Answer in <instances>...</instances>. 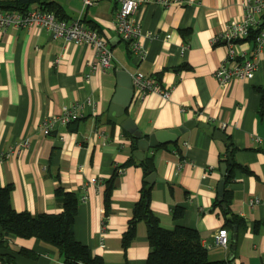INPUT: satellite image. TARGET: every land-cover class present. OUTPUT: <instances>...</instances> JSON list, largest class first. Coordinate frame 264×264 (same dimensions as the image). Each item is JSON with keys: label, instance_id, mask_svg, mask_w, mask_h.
Here are the masks:
<instances>
[{"label": "crops", "instance_id": "1", "mask_svg": "<svg viewBox=\"0 0 264 264\" xmlns=\"http://www.w3.org/2000/svg\"><path fill=\"white\" fill-rule=\"evenodd\" d=\"M56 1L66 18L80 16L86 26L95 25L107 39L113 59L106 69L91 70L89 62L95 54L88 44L52 39L46 29L36 26H8L0 32V151L29 139L28 147L0 161V185H12V206L33 214L59 212L54 189L74 191L76 239L103 264H145L150 245L144 221L137 222L127 248L121 245L142 183V168L117 169L108 215L103 202L104 179L131 154V133L108 119L110 99L120 86L116 72L123 68L129 81L140 71L170 87L171 93L168 98L154 92L142 96L135 88L126 111L137 125L136 133L148 136L188 119L207 122L221 128L231 141L229 163L248 168L234 167L227 182L232 191L230 207L247 223L239 231L224 226L222 207L212 206L221 178L220 158L229 151L226 141L197 124L176 143L148 148L144 154L153 155L154 171L162 178L153 182L150 194V207L161 226L172 228V208L182 205L180 222L198 230L211 259L264 264V110L260 111L259 89L264 87V50L252 78L220 83L213 74L227 47L222 41L214 43L212 37L229 20L242 16L243 0H183L166 6L158 0H141L135 17L144 31L155 35L142 38L146 52L141 59L115 31V0H96L84 8L81 0ZM241 46L248 50L252 40ZM73 104L80 105L82 115L43 134L44 117ZM91 177L96 180L90 182ZM254 196L259 201L250 204L248 199ZM220 227L229 234L226 247L214 243ZM6 238L17 251L16 264H63L49 242L33 236Z\"/></svg>", "mask_w": 264, "mask_h": 264}, {"label": "trees", "instance_id": "2", "mask_svg": "<svg viewBox=\"0 0 264 264\" xmlns=\"http://www.w3.org/2000/svg\"><path fill=\"white\" fill-rule=\"evenodd\" d=\"M33 4L42 9L53 11L57 17L66 18L64 9L56 0H0V10H16L24 12ZM90 27H95L91 24ZM189 30L182 29L185 34ZM256 28L250 30L247 40L254 39ZM162 71L156 74L160 75ZM260 111L264 110V87H259ZM131 154L128 158L117 164L112 174L104 179L103 202L104 211L110 212L112 190L115 186L117 169L129 165L140 166L143 171L142 183L139 187L138 197L132 205V214L128 220L127 227L121 235V245L124 249L134 239L136 224L138 221L146 223V236L150 245L145 264H230L229 259H211L207 248L201 242V235L192 226L182 224L180 219L184 215L185 207L175 205L172 208V217L175 225L172 228L161 226L158 216L150 207V194L153 183L146 180V175L154 171V159L152 154H144L142 159H137L133 151L137 148L140 136L131 134ZM176 143V142H175ZM231 141L226 142V150L231 146ZM165 145V143L157 146ZM155 146V147H157ZM228 163L224 175L225 184L221 200L214 198L212 206L222 207L224 214V226L236 227L241 231L247 223L244 217L233 212L230 207L232 191L227 187V182L233 175L232 170L237 167L248 170L244 165L232 161L226 155L220 158L221 162ZM11 184L0 185V264H16L17 251L8 245L7 236L36 237L53 244L62 256L63 264H103L100 256L94 254L90 247L76 239L73 231L74 218L78 206V195L76 192L66 190L61 186L54 189V198L61 207L59 212H40L33 214L28 210H16L10 201ZM225 204L223 207L222 204Z\"/></svg>", "mask_w": 264, "mask_h": 264}, {"label": "built area", "instance_id": "3", "mask_svg": "<svg viewBox=\"0 0 264 264\" xmlns=\"http://www.w3.org/2000/svg\"><path fill=\"white\" fill-rule=\"evenodd\" d=\"M95 1L81 0L82 7L84 8ZM115 1L118 3L114 21L115 31L128 42L129 51L141 59L146 52L142 38L155 36L152 31H144L141 23L135 17V12L141 0ZM158 1L166 6L171 3H181L183 0ZM241 7L242 16L229 20L225 29L212 37L214 43L222 41L227 47L225 56L213 72L220 83L227 82L233 78H252L258 65V57L264 50V0H243ZM8 26H36L46 29L52 39H63L92 46L95 59L89 62L91 70H104L112 63L113 53L107 39L96 28L86 26L81 21L80 16L60 18L53 11L42 9L37 5L30 7L24 12L0 10V32ZM252 28H256L257 33L252 41V46L247 50L241 44L244 40L247 41L246 37ZM186 46V44L182 46L181 52L185 50ZM132 81L142 96L148 92L157 93L163 98L170 96V87L160 85L158 80L143 72L136 71L133 73ZM81 115L79 104L64 107L60 113L44 117L41 122L42 132L43 134H48L56 125L66 124ZM28 146V138L17 141L9 146L8 149L0 151V161ZM122 169L119 168V171H122ZM95 180L96 177L89 179L90 182ZM257 201H259V198L255 196L248 199L250 204ZM214 243L225 247L228 245L229 234L225 227L217 229L214 234Z\"/></svg>", "mask_w": 264, "mask_h": 264}, {"label": "water", "instance_id": "4", "mask_svg": "<svg viewBox=\"0 0 264 264\" xmlns=\"http://www.w3.org/2000/svg\"><path fill=\"white\" fill-rule=\"evenodd\" d=\"M116 73L118 75V85L120 86L116 87V90L110 99L108 107V119L117 122L123 129H125L129 133L140 136L138 133H136L137 125L135 121L130 116H128V113L126 111L134 97L136 91L135 86L131 78L128 81L123 68H120ZM197 124L200 126L208 127L215 137L227 142V135L221 128L214 127L207 122H198L194 119H188L181 125H178L176 127L157 129L150 133L148 136H140L137 141V148L133 151V155L137 159H142L145 151L148 148L155 147L158 144L162 143L176 142L182 133ZM230 149L231 147H229V151L227 152L229 162ZM226 170L227 163L223 161L220 164L221 178L219 179L217 184V198L219 200H221L224 192V175L226 173ZM161 179L162 178L159 177L155 171H151L146 175V180L149 183H153L155 180ZM222 206L224 207L225 204L223 203ZM235 236L236 235L234 233L233 238H235ZM232 248H234V246H232Z\"/></svg>", "mask_w": 264, "mask_h": 264}]
</instances>
